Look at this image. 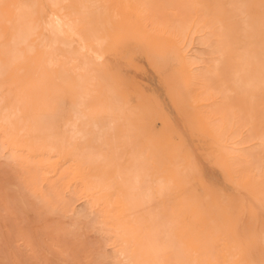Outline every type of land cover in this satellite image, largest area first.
Segmentation results:
<instances>
[{
	"label": "bare ground",
	"instance_id": "bare-ground-1",
	"mask_svg": "<svg viewBox=\"0 0 264 264\" xmlns=\"http://www.w3.org/2000/svg\"><path fill=\"white\" fill-rule=\"evenodd\" d=\"M0 3L18 6L17 37L32 34L22 55L0 38V159L14 172L0 180V264H22L21 247L44 262L101 247L120 264L260 259L264 0ZM142 60L176 126L161 98L137 92L126 67ZM187 130L225 187L206 178Z\"/></svg>",
	"mask_w": 264,
	"mask_h": 264
},
{
	"label": "rangeland",
	"instance_id": "rangeland-1",
	"mask_svg": "<svg viewBox=\"0 0 264 264\" xmlns=\"http://www.w3.org/2000/svg\"><path fill=\"white\" fill-rule=\"evenodd\" d=\"M127 72L135 78V80L139 83V91L138 93H144V96H148L150 93L156 94L159 98H161L164 102V107L167 109V111L170 113L172 119H173V126H176L177 120H179L182 116L179 113V111L172 106V103L169 101V98L165 91V86L162 82H160V77L157 72V70L153 67H151L147 62L141 61V64L139 67L135 66H127L126 67ZM129 91L134 92L135 88L133 85L129 86ZM150 97V96H149ZM145 98V97H143ZM151 98V97H150ZM166 100V101H164ZM149 104L152 106H155V101L151 100L149 101ZM179 114V115H178ZM186 137L188 141L193 144L194 150L199 156V160L201 162V166L203 169V172L207 179H214L217 181V183H220L222 186H226L223 178L222 171L218 168L215 163H212L211 160H209L206 157V151L205 147L200 143V141L196 138L195 134L190 133L189 130H187ZM203 161V162H202ZM0 169L2 171L0 180H9L12 181L14 179V172L11 169V166L9 163L1 158L0 159ZM12 199V197L10 198ZM90 240L93 242H101L102 240L99 238L98 235H95L94 233L90 234ZM2 245V244H1ZM110 250V249H107ZM18 258L21 260L22 264H27V262L31 261L29 258V251L25 247H21V251H17Z\"/></svg>",
	"mask_w": 264,
	"mask_h": 264
},
{
	"label": "snow or ice",
	"instance_id": "snow-or-ice-1",
	"mask_svg": "<svg viewBox=\"0 0 264 264\" xmlns=\"http://www.w3.org/2000/svg\"><path fill=\"white\" fill-rule=\"evenodd\" d=\"M18 6L16 5H9L0 3V9L3 10V16H4V25L5 29L3 33H0V38L4 39L5 44V52H8V49L11 47L15 54L22 55L23 53L20 51L21 47H28L31 49V39L32 34L25 35L22 37H17L15 34L16 30L12 23V21L9 19L8 10L11 8H16ZM51 7L55 8L58 7L57 5H52ZM230 8H236L240 10H244L249 5L244 4H234V5H228ZM243 20L246 27L251 28V18L246 14L243 13ZM12 32V38L9 41L8 39V33ZM259 32H260V78H261V90L262 93H264V13H262L260 21H259ZM262 121H264V112H262ZM260 175L261 179L264 180V158L261 160L260 164ZM261 233H262V246H261V252H260V259L257 260L254 255L249 254L248 258L241 262V264H264V220L261 222ZM27 264H120L118 260H114L112 258V254L105 248L101 247L99 249L93 250L91 253V258L87 261L83 259H75V258H66L57 262H44L41 260H33L27 262ZM175 264H185V262L182 261H176Z\"/></svg>",
	"mask_w": 264,
	"mask_h": 264
}]
</instances>
